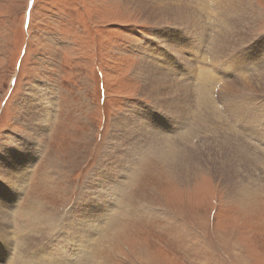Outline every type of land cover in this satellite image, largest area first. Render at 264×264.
Here are the masks:
<instances>
[{
	"label": "rangeland",
	"instance_id": "rangeland-1",
	"mask_svg": "<svg viewBox=\"0 0 264 264\" xmlns=\"http://www.w3.org/2000/svg\"><path fill=\"white\" fill-rule=\"evenodd\" d=\"M126 1L0 0V150L10 149L7 152L10 162L20 154V136L29 140L33 137L38 139L35 159L24 184L27 188L22 195L19 194L21 197L15 196V199L19 198L13 210L14 226L9 220L11 230L18 229L19 235H26V239L20 245L12 244L16 259L11 262L13 256H10V261L5 264H26L17 255L23 251L25 244L31 247L26 251L29 254L40 249V242L44 243L43 248H48L46 245L53 243L55 232H63L62 239L70 241L78 233L67 239L64 221L71 222L81 209L92 215L96 212L102 215L108 209L103 206L95 211L91 205L96 202L94 196L99 193H94L92 199V193L86 191L85 194L84 188L90 186L87 189L93 191L96 184H111L109 177L117 174L111 163L119 162L124 151L129 155L134 152L135 149L123 147L110 159L103 154L115 119L125 118L121 126L128 130V125L131 126L129 122L145 113L141 105L152 109L150 104L153 99L141 92L143 82L138 70L143 53L139 45L145 40L157 41L156 32L165 27L161 17L149 18L147 14L143 15L140 8L132 7ZM250 1L257 16L246 25L244 34L256 33V36L234 44L227 50L226 56H217L216 70L211 72L218 79L217 91L224 86V69L228 75L234 76V86L240 84L242 73L247 74L248 71L251 76L257 73V65L250 62L248 56L247 62L242 63V68L246 69L243 72L241 67L232 64V60L239 63L244 53L264 46V0ZM200 2L197 12L186 8L191 18L199 15V7L205 10V14L211 7V0ZM216 16L213 13L215 24L218 21ZM181 24L170 27L178 28ZM193 25L197 31L205 26L204 23ZM189 29L185 31L186 36L191 34H188ZM216 29H213V37ZM161 42L159 57L147 54L145 58L164 68L169 63L171 68L158 75L162 76L165 86H180L175 97L166 96L162 88L164 93L161 98L153 100V106L161 110H179L174 114L178 116L183 108L194 105L193 111L200 112L202 119H208L205 123L198 120L200 128L194 121L185 129L183 127L187 138L182 135L180 141L171 138L161 144L172 152L180 147L184 149L178 151L187 165L183 169L173 168L171 162H161L160 152L152 154L154 150L149 147L136 149L138 153L134 164L128 167L127 178H122L117 189L118 200H115L109 213L100 217L103 225L90 235V242L84 244L83 253L66 255L67 258L55 256L52 260L47 257L38 264H146L141 256L157 264H264V167H248L247 170L254 176L246 172L241 175V170L246 169L244 166L225 160L227 158L220 149L221 142L229 136L224 128L229 129V126L216 129L218 123L211 117L215 115L208 112V103L196 104L193 96L195 79L192 76L197 68L195 72L190 71L194 61L184 62L181 59L183 69L180 72L175 70L179 67L171 65L170 54L178 57L184 50L186 54L191 50L190 44L183 47L179 42L181 47H175V53H170ZM202 46L200 51H203L204 44ZM149 50L157 53L152 46ZM226 59L229 66L223 69ZM196 76L199 75L196 73ZM260 94L255 102L247 99V105L251 114L260 111L262 114L257 115L264 116V93ZM220 95L217 93L216 98L213 97L217 111L212 107V112L218 113L230 124L226 110L221 108L220 102H225ZM50 97L51 102H48ZM233 97L238 99L237 95ZM167 98L173 102L170 103ZM51 103L52 109L44 124L42 114L40 117L36 112ZM35 107L37 109L33 111ZM227 109L233 115V108ZM190 135L191 139L188 138ZM229 143L230 149L237 146L234 141ZM157 144L153 142V145ZM31 147L28 145L26 151ZM194 150L196 153H193ZM215 155L229 165L223 167L221 174L215 171L212 174L209 169L213 167L211 159ZM140 156L143 159L138 160ZM248 156L253 159V155ZM254 160L264 162V159ZM169 167L173 168L172 171ZM202 169H207L208 174ZM3 172L9 178V172ZM229 174H234L235 178L231 179ZM226 177L231 180H225ZM0 179L3 184L6 182L5 177ZM105 198L104 202L109 196ZM25 209L42 211L44 218L57 220L54 225L46 221L33 223V216L28 218L23 214ZM54 242L55 246L61 245L59 241ZM54 249L56 252L61 250ZM135 253H138L137 258Z\"/></svg>",
	"mask_w": 264,
	"mask_h": 264
},
{
	"label": "bare ground",
	"instance_id": "bare-ground-1",
	"mask_svg": "<svg viewBox=\"0 0 264 264\" xmlns=\"http://www.w3.org/2000/svg\"><path fill=\"white\" fill-rule=\"evenodd\" d=\"M168 1L169 2L166 3L165 1H161V0H157V1L128 0L126 2L131 4L132 7L140 8L141 12H143V15L147 14V17L149 18L153 16L155 17L157 16L163 19V21L165 22L164 25L165 27H162L163 30L156 32L157 34L156 40L159 41V43L161 41L167 40L166 42H161V44L163 46L166 45L169 48L170 53L171 51H174L176 49L175 47H181V44L179 42L183 44V47H186L188 46V44H190L191 50L189 49V52H187L186 54L184 53L185 50L180 52V56L178 57L175 54L169 53L171 65L173 68H175L174 66L179 67V70L178 69L175 70H177V72L178 71L180 72L183 69V65L181 64V59L184 62L187 60L194 61V64H191L193 68L191 67L190 71H194L197 68V71L196 72L194 71L195 73H193L195 75L192 76L195 79L193 96L196 98V104L208 103L207 106L208 105L210 106V111L208 112L215 115L211 117L215 119V122L218 123L219 126H221L218 127L217 125L216 129L224 128V126H229L230 129L229 130L228 128L227 129L224 128L225 130H228L229 134L227 135L229 136L227 138L231 140L224 139V141L221 142L220 151L223 152L224 157L227 158L225 160H232L233 162H235V165L244 166L246 168V169L243 168V170H241L240 172L241 175L243 174V172H246L248 175L254 176L253 172L247 170L248 167H257V166L262 168L264 167V162L259 160H254V159H264V116L257 115L258 113H260V111L256 112L255 114H251L249 110V106L247 105L248 104L247 99H251L253 100V102H255L257 98L262 95L260 94V92L264 93V66H263L264 46L260 45L256 47V49L253 52L249 51L248 54L244 53L243 58L241 60L239 59V63L236 62L235 60H232V64H235L238 67L242 68L243 66L242 63L247 62L246 58L248 56L251 58L248 60L253 64L257 65V69H255L257 73L254 76H251V72L248 71H247L248 75L246 73H242L241 79L239 80L240 84L238 85L234 86L232 84L235 81L234 76H230L225 72L224 68L229 66V60L227 59H226V63L224 62L223 63L224 65H222L225 74L224 76L226 79V81L224 78H223L224 80H222L224 82V86L222 87V90L218 89L217 91L215 89L218 79L213 74H211V72H214L216 70V58L218 55L226 56V54H228L227 50H230L229 48L231 46H233L236 43L241 44V42L243 43L256 36V33L254 34L248 33L246 35L244 34V32L247 31L246 25L254 21V19L257 16L256 9L250 0L249 1L248 0H211V7L207 10L206 14H205V10L203 11V9L199 7L200 10L197 13L199 15L198 16L196 15L195 17L191 18L190 16L191 14L188 10H191L193 8V12L194 11L197 12L196 8L199 5L201 6L200 0H193L192 2L190 0H179V2L176 0H168ZM213 4H216L215 7L213 6ZM219 5L220 8H218ZM213 13H215L217 15L216 17H218L217 24L214 23L215 18L213 17ZM227 14L230 16V18L227 17ZM204 17L208 21H206V19L203 20ZM144 20L148 21L147 19ZM176 23H182V24L178 28L170 27V26H175ZM199 23L200 24L204 23L205 26L203 25L201 28L198 26L200 30L197 31L196 29L197 27L195 26L196 28H194L193 24L198 25ZM216 25L218 29H216ZM164 28H166L167 30L165 31ZM187 29L190 30L188 34L189 33L191 34L186 36ZM213 29H216V32H214L215 39L213 37ZM157 41L145 40L142 44L139 45V49L143 53V58L140 64V68L138 70L140 76L142 77V82H143L141 92L144 94H148V97L151 100L153 99L154 101L156 99L161 98V94L164 93L161 91L162 88L164 89L166 96L175 97V95L179 93L177 87L180 86V85H176L173 88H171L169 85L165 86L164 81L161 80L162 76L158 75L159 72H163L164 70L166 71V68L167 69L171 68L169 63H167V67L164 68L161 64H155L149 59L145 58L147 54L153 55L154 57H159V54L162 53V49ZM202 44H204V48L203 51L202 50L200 51V48L203 47ZM151 46H152V50H155L157 53H153L151 50H149ZM201 61H203V63H201ZM244 70L246 69L242 68L241 72H243ZM196 73L199 75L198 77L196 76ZM169 78H171V76ZM183 86L186 88V84ZM236 90L239 91L236 92ZM245 90L248 91L245 93H238V92H243ZM221 91H223V93H221ZM217 93L218 95L221 94L220 97L224 98L225 104L222 101L220 102V104H221V108L222 109L224 108L226 110V116L229 119L230 124H227V122H225V119L222 116H219L218 113L212 112V107H214V109L217 111L216 109L217 105L216 102H214L215 100L214 98H216ZM232 94L237 95L238 99L234 98L233 97L234 95ZM51 99L52 98L50 97L48 100L47 99L46 100L48 102H51ZM153 100L152 103L150 104L152 105L151 106L152 109L150 110H148L149 108H146V106L143 105L140 106L143 108V111H145V113L144 114L141 113L143 114L140 115L141 117L139 115L136 116L134 118L135 121H132L131 123L129 122L131 126L128 125L129 127L128 130L125 126H121L126 121L125 118H121L119 120L115 119V121L112 124V130L110 132V137L108 140L109 143L107 144V146H105L103 154H107L108 159H110L113 156L112 154L116 153L118 149H121L123 147H127L129 149H135L131 155H129L126 151H124L123 153L124 156L119 160V162L113 161L111 163L113 170L117 172L115 177L114 176L109 177L110 178L109 183L113 185L107 184L106 186H103L101 184H96L93 187L94 189L93 191H91L92 189H87V187L90 186H85L86 188H84L85 194L87 192H89L90 194L92 193L91 195L92 199L94 193L96 192L99 193L98 195L94 196L96 202L93 205H91L94 207L93 209L95 211L96 210L99 211L103 206H107L108 209L105 208V210L107 209V211H104L102 215H100L101 213L99 214V212L98 213L96 212L95 214L92 215L90 214V212H87L86 209H81L80 213L79 214L75 213V215L72 212V214L74 215L72 221L69 223H66L65 222L66 220L64 221L66 225L64 233L68 234L67 239L68 237L73 236L72 234H74L75 232L78 233L80 238H78V235H75V237L73 236L69 239L70 241L66 242L65 239L63 240L62 239L63 237H61V234H63V232H61V234H59L60 232H55L53 234V238H54L53 243L46 245V247L48 248H43L45 247L43 246L44 243L42 244L40 242L39 244L40 249L38 251L36 250L31 251V253L29 254L26 253V251L31 247L29 246V244H25L23 251L21 253L19 252L17 253L18 257H20L19 260L23 259V261L26 264H38V263H42V261H44L47 257L51 258L52 260V258L54 259L55 256L58 258H67L66 255H68L69 257L70 255L72 256L73 253L75 254L83 253L82 251L84 250V248H86L84 244L86 242H90L88 241L90 235L96 233L102 224L100 217L104 216L108 211H110L113 208L115 200H118L117 189L121 185L120 182L123 179L127 178V173H129L130 171L129 170L127 172L128 167L134 164V160H135L134 158H136L137 156L136 154L138 153L136 149L141 150L144 147H149L150 149L154 150L151 152L152 154L154 152L155 153L160 152L159 157L161 156V162L163 163L166 162L168 164H170L171 162L173 168L178 167L180 169H183V167L187 165L185 159L183 157L181 158L180 156V154L182 153L178 151L181 149V147L177 148L175 152H172L166 150L161 144L167 142V140L171 138L174 141H180V138H182V135H184L183 127L185 129V127L188 126L190 122L194 121V124H197L198 128H200L199 126L201 125V123L199 122L200 119L204 123L207 122L208 119L206 121L204 120V118L202 119L199 116L200 112L198 111L194 112L193 111V109H195L194 105L189 106L187 108L186 107L183 108L178 116H174V114L178 113L179 110L174 111L166 108L165 110H161L159 107L153 106ZM167 100L170 103L173 102L170 100V98H167ZM52 104L53 103H51L49 106L43 105L44 109L41 110L40 112L39 111L36 112V114H38L40 117L42 114V121L44 122V124L47 123L46 122L47 115L50 113L52 109L51 107ZM140 107L138 106L137 110ZM227 107L233 108L232 109L233 115L231 113L229 114V111H227L228 110ZM36 109L37 108L35 107L33 111H36ZM205 112H207V110H204V113ZM201 113H203V111H201ZM34 115L35 114H33L32 116L34 117ZM209 125L211 126V128L213 127L211 123H209ZM186 135L187 133L184 135V137H186ZM192 135H190V137L188 138L191 139ZM20 138H21L20 154L14 156V158L10 162L8 160L9 157L7 156V152L10 149L8 150L3 149V151L0 150V177H5L6 179V182L4 184L0 179L1 182L0 263H4V264L8 262V260L10 261V256H13L11 262H14L16 259L15 258L16 253L13 252L12 250V244H14V246L15 243L17 245H20V243H23V241L26 239L25 237L26 235L24 234H20L22 236L20 237L18 229L15 230L16 229L15 228L14 230H11L10 223L12 222L13 226L15 224V221H13L14 219L13 210L17 205V201L20 196L19 194L21 193L22 195L23 190L24 189L26 190L27 188V187L24 188L25 180L28 177L29 171L32 168V164L35 159L34 153L37 150L35 146L38 145L37 144L38 139H35V137L30 138L31 140H29L26 137L23 138L21 136ZM230 141H234L235 143H237V146L234 149H230L228 147ZM153 142H157L158 144L153 145ZM28 145L32 147L29 151H26V147ZM129 145L130 147H128ZM192 145L194 147L195 145L194 142L192 143ZM189 146L192 147L191 144ZM196 146L198 148L199 143L196 144ZM190 150L192 149H188L187 151ZM181 151H184V149H181ZM193 153H196V151L194 150ZM248 155H253V159ZM141 159H143V156H140L138 158V160ZM221 160H222L221 157H218L216 155L215 158L211 159L213 167L209 168L211 170L209 171L212 174H214L213 171H215L218 174H221L223 171V167L229 166L226 161H221ZM173 168L169 167V171L170 170L172 171ZM3 171L9 172V178L3 175L5 174ZM122 171L123 173H121ZM203 171L208 174L207 169H202V172ZM167 173L169 174L170 172ZM211 173L210 176L212 177ZM170 175L176 176L175 173H170ZM228 176L231 179L235 178L234 174L232 175L229 174ZM229 177H226L225 180H231ZM100 189L101 191L104 192H101ZM16 195L19 196L15 199ZM105 196H109L106 202H104V200L106 199ZM99 200H102L103 202ZM31 203L32 202H30V204ZM40 203L42 202L40 201ZM38 204L39 203H37L36 205ZM22 212L28 218H30V216L31 217L33 216V223L46 221L50 225H54L57 220L54 219L53 217L44 218V214L42 213V211L39 210H29V211L23 210ZM10 217L11 219H9ZM9 220H11V222ZM54 240H56L57 242L59 241V243L61 242L60 243L61 245L55 246L56 244ZM62 246H63V250H62ZM54 247L58 248V250L60 249L61 250L56 252ZM135 255L137 258L138 253H135ZM104 256L107 257L106 254ZM140 258L142 260H145L146 264H157L151 259H147L145 256H141ZM19 260L17 261V263L19 262ZM100 264H107V263L101 262Z\"/></svg>",
	"mask_w": 264,
	"mask_h": 264
},
{
	"label": "crops",
	"instance_id": "crops-1",
	"mask_svg": "<svg viewBox=\"0 0 264 264\" xmlns=\"http://www.w3.org/2000/svg\"><path fill=\"white\" fill-rule=\"evenodd\" d=\"M202 1L207 2V0H202ZM48 250H49V249H48ZM47 259H51V258H47Z\"/></svg>",
	"mask_w": 264,
	"mask_h": 264
}]
</instances>
